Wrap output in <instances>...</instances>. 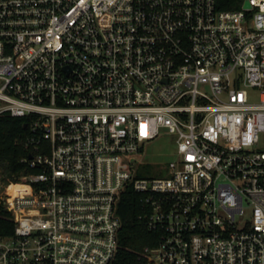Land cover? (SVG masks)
I'll return each instance as SVG.
<instances>
[{"label": "built area", "instance_id": "built-area-1", "mask_svg": "<svg viewBox=\"0 0 264 264\" xmlns=\"http://www.w3.org/2000/svg\"><path fill=\"white\" fill-rule=\"evenodd\" d=\"M3 114L29 130L0 264H116L130 189L141 264H264V0H0Z\"/></svg>", "mask_w": 264, "mask_h": 264}, {"label": "trees", "instance_id": "trees-1", "mask_svg": "<svg viewBox=\"0 0 264 264\" xmlns=\"http://www.w3.org/2000/svg\"><path fill=\"white\" fill-rule=\"evenodd\" d=\"M28 123L27 117H14L8 114L0 116V168L3 179L7 182L15 181L23 172H27L21 159L28 151L17 140L27 134L29 128L24 126ZM118 211L122 227L116 264H141L139 259L141 251L146 245L155 244L158 236L150 232L144 221L139 219L141 204L138 195L132 189L123 195ZM13 229L14 220L11 212L0 199V234H11Z\"/></svg>", "mask_w": 264, "mask_h": 264}, {"label": "rangeland", "instance_id": "rangeland-1", "mask_svg": "<svg viewBox=\"0 0 264 264\" xmlns=\"http://www.w3.org/2000/svg\"><path fill=\"white\" fill-rule=\"evenodd\" d=\"M255 96V95H254ZM174 145L170 144L166 139H156L148 144L146 158L152 162V169L150 175H158L159 171L155 168V165H167L173 158L171 152ZM143 176L145 174H142Z\"/></svg>", "mask_w": 264, "mask_h": 264}, {"label": "bare ground", "instance_id": "bare-ground-1", "mask_svg": "<svg viewBox=\"0 0 264 264\" xmlns=\"http://www.w3.org/2000/svg\"><path fill=\"white\" fill-rule=\"evenodd\" d=\"M16 189H18V190H28L27 187H21V188H16Z\"/></svg>", "mask_w": 264, "mask_h": 264}, {"label": "water", "instance_id": "water-1", "mask_svg": "<svg viewBox=\"0 0 264 264\" xmlns=\"http://www.w3.org/2000/svg\"><path fill=\"white\" fill-rule=\"evenodd\" d=\"M249 5V3L247 2V6ZM25 128L27 127V125L24 126Z\"/></svg>", "mask_w": 264, "mask_h": 264}]
</instances>
